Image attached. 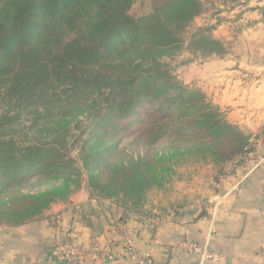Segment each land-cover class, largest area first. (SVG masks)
<instances>
[{"label": "trees", "instance_id": "16d2710c", "mask_svg": "<svg viewBox=\"0 0 264 264\" xmlns=\"http://www.w3.org/2000/svg\"><path fill=\"white\" fill-rule=\"evenodd\" d=\"M136 4L0 0V193L36 178L78 176L75 159L66 156L67 138L76 128L81 130L76 140L83 139L79 161L88 172L101 167L91 175L90 186L107 198L139 197L159 178L160 159L109 161L120 153L124 138L133 135L134 145L150 150L172 138L215 139L229 129L218 114L205 113L209 104L190 105L199 92L179 86L161 61L183 42L200 1L155 0L146 15ZM193 42L217 44L205 37ZM75 106L86 108L87 114L69 135L51 129L44 140L5 136L24 116L31 115L27 129L34 131L40 122ZM213 141L226 161L247 152L243 142ZM59 194V188L47 189L24 195L22 200L28 201L18 208L1 205L0 225L47 217ZM80 213L87 225H96L93 212Z\"/></svg>", "mask_w": 264, "mask_h": 264}, {"label": "rangeland", "instance_id": "374dc122", "mask_svg": "<svg viewBox=\"0 0 264 264\" xmlns=\"http://www.w3.org/2000/svg\"><path fill=\"white\" fill-rule=\"evenodd\" d=\"M154 1L137 0L134 8L146 15L152 11ZM199 1L201 9L183 34V42L176 44L178 48L175 50L162 55L161 61L179 86L186 91L199 92L190 105L209 104L210 109L205 113L218 114V120L229 129H222L215 139H197L196 136L188 140L172 138L150 150L134 145L133 135L124 138L119 146L120 153L109 161L127 163L138 158L160 159L159 178L155 184L148 185L139 197L107 198L100 190L90 186L91 175L97 174L101 167L88 172L79 161L83 139L76 140L81 133L76 128L74 136L72 134L67 138L69 149L66 156L75 159V167L80 171L78 176L74 175L71 179L36 178L21 183L0 193V206L5 204L18 208L28 201L22 200L24 195L47 189H60L61 194L56 196L58 204L70 201L82 192L87 202L80 206V210L93 212V221L101 225L100 213L109 217L119 211L151 212L157 202L166 203L176 195L183 196L186 182L194 180L198 185L204 183L214 188L220 179L235 174L236 165L255 159V149L264 148V0ZM195 37H205L217 44L194 43ZM193 113L197 115L196 111ZM86 114V108L71 107L57 112L50 122H40L34 131L27 129L33 122L31 115H27L6 131L5 136H8L7 139L25 140L29 135V139L44 140L49 137L51 129H59L62 136L69 135L77 121L84 122ZM217 139L231 140L236 146L243 142L247 144V152L226 161L216 144L218 141H213ZM39 182L42 185H38Z\"/></svg>", "mask_w": 264, "mask_h": 264}, {"label": "crops", "instance_id": "0c3cea01", "mask_svg": "<svg viewBox=\"0 0 264 264\" xmlns=\"http://www.w3.org/2000/svg\"><path fill=\"white\" fill-rule=\"evenodd\" d=\"M253 154V161L236 165L235 174L214 188L186 182L183 196L157 202L151 212L102 217L100 227L92 216L94 226L81 219L80 206L87 202L82 192L53 206L47 217L0 225V264H77L65 259L63 245L89 254L87 264H106L109 253L114 264H132L121 245L126 237L141 252L153 253L155 264H264V148ZM184 242L219 260H203L183 249Z\"/></svg>", "mask_w": 264, "mask_h": 264}, {"label": "built area", "instance_id": "2783aa9c", "mask_svg": "<svg viewBox=\"0 0 264 264\" xmlns=\"http://www.w3.org/2000/svg\"><path fill=\"white\" fill-rule=\"evenodd\" d=\"M264 221V220H263ZM74 228L71 229V233L74 232ZM72 235H70V238ZM121 245L124 253L130 259L132 264H155L154 255L151 252H141L137 247L134 239L132 237H126L121 241ZM63 254L65 259H76L77 264H87V260L89 259V254L84 251L75 250L71 245H63ZM183 249L188 251H193L198 253L201 258L205 261H216L219 260V256L202 249L199 245L193 242H184L181 244ZM115 257L112 253L107 255L106 264H114ZM34 264V263H29Z\"/></svg>", "mask_w": 264, "mask_h": 264}]
</instances>
